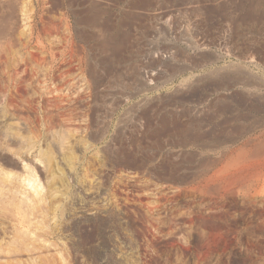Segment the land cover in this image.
<instances>
[{
	"label": "rangeland",
	"instance_id": "obj_1",
	"mask_svg": "<svg viewBox=\"0 0 264 264\" xmlns=\"http://www.w3.org/2000/svg\"><path fill=\"white\" fill-rule=\"evenodd\" d=\"M258 84L264 0H0V264H264Z\"/></svg>",
	"mask_w": 264,
	"mask_h": 264
},
{
	"label": "bare ground",
	"instance_id": "obj_2",
	"mask_svg": "<svg viewBox=\"0 0 264 264\" xmlns=\"http://www.w3.org/2000/svg\"><path fill=\"white\" fill-rule=\"evenodd\" d=\"M172 11H173V10H172ZM229 40H230V39H229L228 37H224L222 41H223L224 45H227V46L229 47V45H228ZM201 44H203V42H202ZM204 44H205V43H204ZM248 55H249V54H248ZM247 57H248V56H247ZM249 57H250L251 59L254 58V56H253L252 54H250ZM251 59H250V60H251ZM255 84H256V83H255ZM255 84H254V85H255ZM254 87H257L258 89H263V88H264V84H258V86H254ZM259 91H260V90H259ZM256 92H257V91H256ZM253 93H255V89H253ZM253 93H252V94H253ZM257 93H259V92H257ZM255 94H256V93H255ZM252 96H253V95H252ZM255 96H256V95H255ZM260 148H261V147H260ZM36 190H37V189H36Z\"/></svg>",
	"mask_w": 264,
	"mask_h": 264
}]
</instances>
